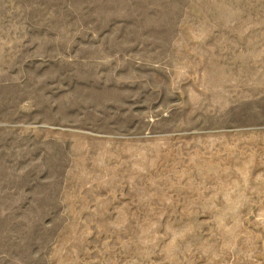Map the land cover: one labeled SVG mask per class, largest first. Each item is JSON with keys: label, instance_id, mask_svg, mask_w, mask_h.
<instances>
[{"label": "rangeland", "instance_id": "374dc122", "mask_svg": "<svg viewBox=\"0 0 264 264\" xmlns=\"http://www.w3.org/2000/svg\"><path fill=\"white\" fill-rule=\"evenodd\" d=\"M0 264H264V0H0Z\"/></svg>", "mask_w": 264, "mask_h": 264}]
</instances>
